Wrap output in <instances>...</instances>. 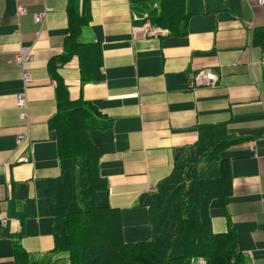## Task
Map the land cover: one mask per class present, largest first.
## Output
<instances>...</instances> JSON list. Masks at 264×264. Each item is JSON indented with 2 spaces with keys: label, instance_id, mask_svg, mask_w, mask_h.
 <instances>
[{
  "label": "crops",
  "instance_id": "1",
  "mask_svg": "<svg viewBox=\"0 0 264 264\" xmlns=\"http://www.w3.org/2000/svg\"><path fill=\"white\" fill-rule=\"evenodd\" d=\"M169 1L188 15L182 36L160 26L161 4ZM71 5L84 19L80 41L99 48L84 71L98 80H82L76 56L56 72L68 99L89 102L107 123L88 135L102 153L100 204L119 216L124 242L151 237L143 197L169 176L175 150L194 145L200 129L216 127L242 142L220 154L231 181L226 196L209 204L211 231L233 232L245 262L264 264V5L257 0H0V264H15V243L33 262L67 264L66 255L51 252L45 199L60 175L48 64L63 54ZM145 19L166 35L134 34ZM20 47L32 57L26 89L12 63ZM204 70L215 77L212 87L194 83ZM22 93L24 119L15 105Z\"/></svg>",
  "mask_w": 264,
  "mask_h": 264
},
{
  "label": "trees",
  "instance_id": "2",
  "mask_svg": "<svg viewBox=\"0 0 264 264\" xmlns=\"http://www.w3.org/2000/svg\"><path fill=\"white\" fill-rule=\"evenodd\" d=\"M161 6L159 20L164 24L160 26L166 27L168 34L184 35L188 15L181 3L169 1ZM67 14L63 54L48 64L56 84V112L49 127L56 134L60 168L59 177L47 186L45 199L52 222L51 252L66 255L67 264H192L194 259L197 264H247L237 250L234 233L213 234L210 227L209 204L226 196L231 181L229 165L220 154L242 142L222 128L200 129L194 145L174 151L169 176L143 197L151 237L138 243L124 242L119 216L100 204V195L106 190L98 171L102 153L88 135L105 129L107 123L89 102L70 101L56 72L76 56L82 80H98L84 71L98 58L99 48L80 41L84 19L78 17L73 5ZM13 253L15 264H39L18 243Z\"/></svg>",
  "mask_w": 264,
  "mask_h": 264
},
{
  "label": "built area",
  "instance_id": "3",
  "mask_svg": "<svg viewBox=\"0 0 264 264\" xmlns=\"http://www.w3.org/2000/svg\"><path fill=\"white\" fill-rule=\"evenodd\" d=\"M257 4L259 6L264 5V0H257ZM19 13H22V9H19ZM44 14H37L34 18V22L36 24L40 23L41 20L43 19ZM132 32L134 34H138L142 37H154V36H164L166 35L165 30H161L157 27L151 26L148 22V20H144V22L140 26H133L132 27ZM30 48L29 47H20L18 51L15 53L14 58L12 59V63L19 68L20 70V77H21V82H22V87L23 89L28 88V86L31 85L32 79L31 76L26 69L25 65L31 60V54H30ZM262 69L264 70V62L262 63ZM194 83L197 86H207V87H212L215 83V77L214 75L208 71L204 70L199 72L196 76H194ZM15 105L16 108L21 111L19 115V118L24 119L25 118V110H26V99L25 95L18 94L15 97ZM24 139V135H18L16 137V142L19 144L22 140ZM262 139L264 140V134L262 136ZM249 148L254 152L256 143L254 142H249L248 144ZM25 160V158L21 159ZM2 224L4 225L6 222L5 218L1 219Z\"/></svg>",
  "mask_w": 264,
  "mask_h": 264
},
{
  "label": "rangeland",
  "instance_id": "4",
  "mask_svg": "<svg viewBox=\"0 0 264 264\" xmlns=\"http://www.w3.org/2000/svg\"><path fill=\"white\" fill-rule=\"evenodd\" d=\"M196 261L191 262L192 264H197V259H194Z\"/></svg>",
  "mask_w": 264,
  "mask_h": 264
}]
</instances>
